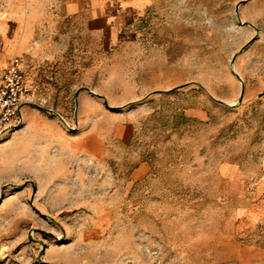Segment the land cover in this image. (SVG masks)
Here are the masks:
<instances>
[{
	"label": "rangeland",
	"instance_id": "374dc122",
	"mask_svg": "<svg viewBox=\"0 0 264 264\" xmlns=\"http://www.w3.org/2000/svg\"><path fill=\"white\" fill-rule=\"evenodd\" d=\"M64 2L0 0V81L19 57L31 89L0 126V264H264V0L94 31Z\"/></svg>",
	"mask_w": 264,
	"mask_h": 264
},
{
	"label": "crops",
	"instance_id": "0c3cea01",
	"mask_svg": "<svg viewBox=\"0 0 264 264\" xmlns=\"http://www.w3.org/2000/svg\"><path fill=\"white\" fill-rule=\"evenodd\" d=\"M143 5L144 0H65L63 13L65 17L85 16L87 27L94 31L102 29L103 23H108L115 18L120 17L125 21V18L128 17L134 20ZM13 36L18 39L16 34ZM9 38L11 35L7 32H0V69L5 67L11 53V46L7 41ZM15 47L13 45L12 50ZM22 68H24L23 65ZM31 125L36 127L35 122H32ZM77 150L79 151V149Z\"/></svg>",
	"mask_w": 264,
	"mask_h": 264
},
{
	"label": "built area",
	"instance_id": "2783aa9c",
	"mask_svg": "<svg viewBox=\"0 0 264 264\" xmlns=\"http://www.w3.org/2000/svg\"><path fill=\"white\" fill-rule=\"evenodd\" d=\"M30 96L31 89L22 71V62L20 58L14 57L4 70L0 81L1 127L13 128L20 123L22 105ZM58 118L63 122L60 116Z\"/></svg>",
	"mask_w": 264,
	"mask_h": 264
},
{
	"label": "water",
	"instance_id": "95a60500",
	"mask_svg": "<svg viewBox=\"0 0 264 264\" xmlns=\"http://www.w3.org/2000/svg\"><path fill=\"white\" fill-rule=\"evenodd\" d=\"M241 99H242V92H241L240 99H239L238 103L241 102Z\"/></svg>",
	"mask_w": 264,
	"mask_h": 264
}]
</instances>
